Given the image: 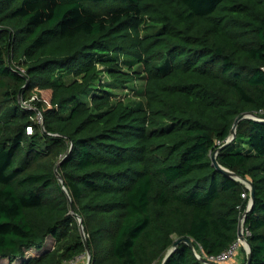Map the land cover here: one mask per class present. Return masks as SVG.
Listing matches in <instances>:
<instances>
[{"label": "trees", "instance_id": "trees-1", "mask_svg": "<svg viewBox=\"0 0 264 264\" xmlns=\"http://www.w3.org/2000/svg\"><path fill=\"white\" fill-rule=\"evenodd\" d=\"M244 212L264 264V0H0V264H205Z\"/></svg>", "mask_w": 264, "mask_h": 264}, {"label": "water", "instance_id": "water-1", "mask_svg": "<svg viewBox=\"0 0 264 264\" xmlns=\"http://www.w3.org/2000/svg\"><path fill=\"white\" fill-rule=\"evenodd\" d=\"M242 118H253V119H258V116L254 113V112H246L244 114L239 115L236 119L235 122L233 124L232 130H231V136L229 138V140H231L232 138H234L236 136V127L238 125V122L242 119ZM220 149V147L218 148V150ZM213 162L214 164L220 168L223 172H225L226 174L242 181L243 183L246 184L247 187H249L250 189V199H249V203L248 206L246 208V211H248L254 203V186H253V182L247 178H241L240 176H238L235 172L229 170L228 168H225L223 166H221L218 161L216 160V154L213 155ZM56 173L58 174L59 178L60 174L58 173V171H56ZM244 222H245V212L243 213V215L240 218V222L238 225V235L240 237V239L242 241H244L245 243V247H246V253H247V260H246V264L250 263V259H251V247L250 244L248 242V239L246 238V236L244 235ZM79 226L81 229L82 234L84 235V227H83V222L81 219H79ZM186 242L189 246L193 247V244L191 242V240L187 237L181 238L178 241L174 242V244H172V246L168 249L167 253L165 254V257L162 261V264H165L167 258L171 255V253L176 249L177 245L179 242ZM86 245H87V241H85ZM89 255H91L90 249L87 247V251ZM196 256L203 262V263H208L209 261L207 260V258H205L204 256L199 255L198 253H196Z\"/></svg>", "mask_w": 264, "mask_h": 264}, {"label": "rangeland", "instance_id": "rangeland-1", "mask_svg": "<svg viewBox=\"0 0 264 264\" xmlns=\"http://www.w3.org/2000/svg\"><path fill=\"white\" fill-rule=\"evenodd\" d=\"M149 29H151V28H149ZM139 84H140V85H139V90H141V88H142L141 85L143 84V81H140ZM135 85H136V84H135ZM137 87H138V84H137ZM129 92H130L129 89H123V90H119V89H117V90H116V94H118V96H120V97H123V95H124L125 93L131 94V92H130V93H129ZM140 92H141V91H140ZM41 95H42V97H43L45 100H48V99H49V93H47V92H45V91H42V92H41ZM80 97L83 98L84 95L81 94ZM130 97H131V96H130ZM134 97H135V95H134ZM136 97H138V96H136ZM51 241H52V239L49 240V244L51 243ZM242 248L246 249V247L243 246V245H242V246H239V247L236 249L234 256H232L231 258H229L226 262H224V264H227L231 259H232V260H235V259H236V256L238 255L239 252H241ZM32 252H35V251H32ZM75 259H76V260H75L73 263H71V261H68V262H66L65 264H87L88 261H89V259H90V255L88 254V252H86V253H84V254H82V255H79V256L76 257ZM17 262L19 263V260H16V261H15V263H17Z\"/></svg>", "mask_w": 264, "mask_h": 264}, {"label": "built area", "instance_id": "built-area-1", "mask_svg": "<svg viewBox=\"0 0 264 264\" xmlns=\"http://www.w3.org/2000/svg\"><path fill=\"white\" fill-rule=\"evenodd\" d=\"M243 196H245V194H243ZM247 233H248V230L244 228V235L247 234ZM240 245L245 246V243H244V241H242L240 239V237H238V239L235 242H233L227 249H225L221 253L213 254V255H203L209 261L208 263H205V264H224V262H226L229 258L234 256L236 249ZM75 258L70 260L71 263H73L76 260Z\"/></svg>", "mask_w": 264, "mask_h": 264}, {"label": "crops", "instance_id": "crops-1", "mask_svg": "<svg viewBox=\"0 0 264 264\" xmlns=\"http://www.w3.org/2000/svg\"><path fill=\"white\" fill-rule=\"evenodd\" d=\"M246 252V249H245ZM243 261V253L239 252L235 260H230L227 264H241Z\"/></svg>", "mask_w": 264, "mask_h": 264}]
</instances>
